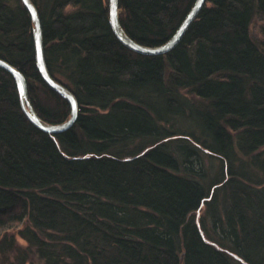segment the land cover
Masks as SVG:
<instances>
[{
  "label": "trees",
  "instance_id": "obj_1",
  "mask_svg": "<svg viewBox=\"0 0 264 264\" xmlns=\"http://www.w3.org/2000/svg\"><path fill=\"white\" fill-rule=\"evenodd\" d=\"M31 1L78 112L39 129L0 67V264H264V0H205L162 54L120 41L108 0ZM194 1L118 0V19L156 46ZM32 28L0 0V59L61 123L70 107L38 73Z\"/></svg>",
  "mask_w": 264,
  "mask_h": 264
},
{
  "label": "water",
  "instance_id": "obj_2",
  "mask_svg": "<svg viewBox=\"0 0 264 264\" xmlns=\"http://www.w3.org/2000/svg\"><path fill=\"white\" fill-rule=\"evenodd\" d=\"M24 7L27 9L33 24L32 32H33V43H34V55H35V63L38 73L40 74L43 81L58 95H60L64 100L67 101L70 107V115L69 118L61 123H48L42 120L37 113L35 112L33 106L31 105L28 95H27V84L25 77L23 74L10 63L0 59V67L9 71L13 76L16 87L18 90V94L21 101V107L26 117L39 129L48 132V133H59L63 130L69 128L77 117L78 112V103L77 100L72 93V91L53 78L46 66L45 56H44V48L42 41V31L40 19L38 16V12L34 4L31 0H20ZM205 0H195L191 8L186 13L185 17L173 33V35L164 43L156 46H144L129 36L126 35L122 26L120 25L118 19V0H108V8H109V24L110 27L115 34V36L128 48L131 50L141 53V54H162L169 50H171L177 42L182 37L183 33L187 29L190 22L195 18L197 12L204 4Z\"/></svg>",
  "mask_w": 264,
  "mask_h": 264
},
{
  "label": "rangeland",
  "instance_id": "obj_3",
  "mask_svg": "<svg viewBox=\"0 0 264 264\" xmlns=\"http://www.w3.org/2000/svg\"><path fill=\"white\" fill-rule=\"evenodd\" d=\"M260 24H261L260 20H258L257 18L253 19L252 24H251V30H252V33L255 34L256 36L259 35L258 27L260 26ZM203 209H204V206L201 205V207L198 210H196V212L194 213V217L199 225H200L199 219H200V216L202 215ZM16 230H17L16 228H13L11 229V232L15 234V237L18 243H20L21 245L25 244V241L19 235L16 234ZM238 260L242 262L240 259Z\"/></svg>",
  "mask_w": 264,
  "mask_h": 264
}]
</instances>
